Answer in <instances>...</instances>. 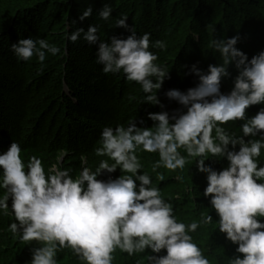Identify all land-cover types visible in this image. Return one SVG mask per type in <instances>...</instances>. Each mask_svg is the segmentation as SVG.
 Here are the masks:
<instances>
[{
    "label": "clouds",
    "instance_id": "obj_1",
    "mask_svg": "<svg viewBox=\"0 0 264 264\" xmlns=\"http://www.w3.org/2000/svg\"><path fill=\"white\" fill-rule=\"evenodd\" d=\"M92 11L88 7L79 21L90 17ZM111 13V6L104 5L99 17L108 20ZM126 21V15L116 20V27L131 33L123 39L113 36L110 42L101 41L94 25L86 31L77 28L66 39L75 43L82 37L89 45L98 44L96 62L102 71H122L127 80L141 85L143 102L158 105L156 93L169 71L155 63L158 57L150 46L164 49L165 44L157 40L150 45V34L138 36ZM239 39L238 35L213 39L210 46L220 54L221 62L209 65L206 73L193 65L197 86L166 93L187 109L171 117L174 122L170 123L167 112H160L148 114L155 122L149 128L137 127L132 119L127 126L104 127L96 155L107 156L112 163L103 160L95 171L83 167L73 178L70 169L61 167L66 152L47 171L36 156L26 164L15 141L0 153V189L5 190L0 195V210L6 213L11 200L15 222L9 225L10 231L23 242L34 240L42 245L32 248L30 264H57V252L64 247H70L87 264H112L117 249L129 255L150 250L147 264H209L189 235L199 224L178 222L172 204L152 186L151 177L141 172L138 150L158 154L153 171L160 167L184 169L194 160L198 171L207 174L203 194L211 197L219 232L238 245L236 252L242 254V258H230V264H264V222L258 219L264 217V165L258 161L264 149V107L246 117L249 106L264 105V51L249 60L235 47ZM10 50L21 61L36 57L40 63L46 55L61 52L47 40L31 37L19 39ZM229 65H234L238 74L233 89L225 95L220 85L229 76ZM237 120L243 121V137L259 134V139L245 141L222 127ZM209 157L226 158L227 167L216 171L206 166ZM117 168L122 173L118 178L97 179L102 170L112 173ZM158 179L163 181V174H158ZM212 221L211 215L203 217L204 224ZM161 250H166V255H154Z\"/></svg>",
    "mask_w": 264,
    "mask_h": 264
},
{
    "label": "trees",
    "instance_id": "obj_2",
    "mask_svg": "<svg viewBox=\"0 0 264 264\" xmlns=\"http://www.w3.org/2000/svg\"><path fill=\"white\" fill-rule=\"evenodd\" d=\"M76 1L77 9L74 10L75 15L67 35L77 28L83 27L86 31L89 25H94L98 28L97 35L101 41L110 42L111 37H117L109 30L105 20L99 17V11L107 5L108 0ZM140 1L142 11L135 21L136 32H142L144 20L158 15L167 6L174 12L185 10L183 21L190 26L191 39L187 51L195 60L183 56L179 65L187 63L189 66L181 72L176 71V74L170 76L169 82L162 83L156 93L160 102L158 105L143 102L145 94L141 85L127 80L122 71L105 74L102 65L96 62L98 44L89 45L82 37L75 43L65 37L66 44L57 43L61 52L55 57L46 55L43 63L36 57L24 62L14 55L10 46L19 39L31 37L37 40L47 11L55 5H65L66 0H35L30 6H20L16 13L7 18L9 23L0 27V153L15 141L20 145L21 157L26 164L31 157L36 156L47 171L66 152L61 167L70 169L73 178L79 175L83 167L95 171L101 161L113 162L107 156L96 155V149L101 146L104 127L127 126L132 119L137 127L149 128L155 122L149 119L148 114L160 112H167L170 123L174 122L171 117H178L187 109L169 99L166 93L172 89L186 92L197 86L199 78L191 71L193 65L206 73L209 65L221 62L220 54L210 46L211 41L237 35L241 41L253 35L252 29H264V0ZM88 7L93 10L91 16L79 21V15ZM239 41L235 46L237 48ZM243 52L250 60L248 49ZM227 71L229 76L223 78L220 85V92L225 95L233 89L238 74L234 65H229ZM261 107L264 105L249 106L246 117L251 118ZM242 123L240 120L229 121L222 127L229 133L243 137L240 131ZM243 139H259V134ZM235 150H239V145ZM137 155L142 164L141 172L151 177L152 186L158 187L162 197L172 204L178 222L199 224L189 235L203 253L209 250L211 259L225 258L227 264H230V258L234 256L240 255L242 258V254L236 252L238 245L219 232V217L210 204L211 197L203 194L207 186V174L198 171L194 160H190L184 169L170 171L160 167L153 171V164L159 160L158 154L138 150ZM258 161L264 165V149ZM227 163L226 158L217 160L209 157L205 160V165L216 171L227 167ZM158 174H163V181L158 179ZM121 175L119 168L112 173L102 170L97 179L107 181ZM4 191L0 189V195ZM8 204L6 213L0 210V264H9L18 257L28 260L31 251V241H21L9 229L15 218L11 200ZM206 214L212 216V223H203ZM258 219L264 222V217ZM151 254L150 250H146L144 253L129 255L117 249L112 254V264H147L146 257ZM154 255H166V250ZM56 259L57 264L67 261L66 247L57 252Z\"/></svg>",
    "mask_w": 264,
    "mask_h": 264
},
{
    "label": "rangeland",
    "instance_id": "obj_3",
    "mask_svg": "<svg viewBox=\"0 0 264 264\" xmlns=\"http://www.w3.org/2000/svg\"><path fill=\"white\" fill-rule=\"evenodd\" d=\"M34 1L35 0H0V27H2L3 24L6 25L9 23L7 18L16 13L20 6H30ZM106 4L111 6L112 13L109 19L105 20V23L113 34L122 39L131 34L124 28L116 27V20L125 15L127 16L126 23L129 28H133L136 32L135 21L138 20L142 11L140 0H108ZM76 9V0H66L65 5H55L49 9L42 21V31L37 39H45L55 46H57L58 42L63 44L67 33H69L68 31L71 29L72 17L75 15L74 10ZM184 14L185 10L174 12L170 6H167L162 12H159L158 15H152L150 19L144 20L142 32H136L138 36L149 33L150 45L154 44L157 40L165 44L164 49L150 46V51L155 53L158 57L155 63L169 71L168 75L163 80L164 84L169 82L172 75L176 74V71H182L189 66H187V63L179 65L182 59H184L183 56L195 60V58H192L190 52L187 51L189 49L188 41L191 39V33L189 31V24H185V21H183ZM252 31L253 35L249 39H243L239 41L238 44V49L242 52L248 49L249 53H251V58L253 55H257L259 52L264 51V29L256 28L254 30L252 29ZM39 246H42L40 242L31 241L29 259L25 260L24 257H18L9 264H30L32 248ZM66 252L68 259L64 264H87V262L76 255L70 247H66ZM203 254L209 260V264H213L214 262L217 264H227L225 258L211 259V252L209 250H206Z\"/></svg>",
    "mask_w": 264,
    "mask_h": 264
}]
</instances>
